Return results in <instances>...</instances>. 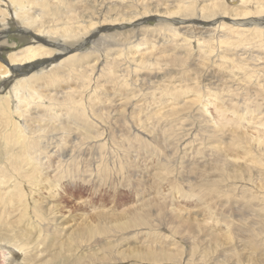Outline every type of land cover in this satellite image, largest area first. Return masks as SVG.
<instances>
[{"label": "rangeland", "instance_id": "1", "mask_svg": "<svg viewBox=\"0 0 264 264\" xmlns=\"http://www.w3.org/2000/svg\"><path fill=\"white\" fill-rule=\"evenodd\" d=\"M253 1L245 6L241 0H63L70 6L63 9L62 22L80 34L77 42L62 39L57 22L42 31L17 23L27 29V38L38 33L52 54L65 44L82 46L80 37L98 33L75 52L84 57L82 73L62 71L51 86L34 85V101L57 105V115L43 121L40 115H45L36 116L31 107L22 120L13 119L20 125L33 117L42 120L44 131L34 132L47 136H41L43 143L36 136L37 155L43 154L41 144L59 153L64 143L81 157L68 166L55 163L54 176L73 171L55 189L58 196L52 197L48 184L32 193L30 209L42 207L41 215L33 214L42 236L29 233L21 221L27 199L12 206L0 202V264H264V0ZM26 10L36 22L51 18L38 5ZM16 29L14 24L6 28V60L9 52L27 46ZM98 59L102 71L94 76L91 65ZM88 77L91 92L74 96ZM10 82L5 94L14 86ZM67 91L82 101L79 113L62 106ZM77 120L92 126V136L101 134L97 140L107 142V148L93 147L92 139L80 150L77 138L83 133L74 125ZM65 126L69 132L62 136ZM184 130L181 144L173 133ZM10 133L11 124H0V137L8 135L6 146L0 138V170L12 177L8 190L0 185L4 196L26 169L23 163V171L7 170L8 162L16 164L22 155L19 144L7 143L20 138ZM35 237L39 242L32 248ZM20 241L30 245L22 253L12 245ZM29 255L40 256L25 261Z\"/></svg>", "mask_w": 264, "mask_h": 264}, {"label": "bare ground", "instance_id": "2", "mask_svg": "<svg viewBox=\"0 0 264 264\" xmlns=\"http://www.w3.org/2000/svg\"><path fill=\"white\" fill-rule=\"evenodd\" d=\"M80 1V0H79ZM85 1V0H84ZM214 1V0H213ZM219 0H215V2H218ZM253 1V0H252ZM74 2V1H73ZM83 2V1H82ZM254 2V1H253ZM241 3L244 4L245 6H248L251 3V0H241ZM249 3V4H248ZM11 5V6H8ZM38 5L40 7V12L43 15L46 16H51V18H47L45 21H43V19L39 22H36L34 19V17L32 16V14L26 10L27 8L30 9L31 5ZM70 6L69 3H63V0H55V2H53L52 0H0V121H1V125L6 128V124L10 125L11 124V133L15 132V135H17L19 138V140H17L16 138L13 140L11 139L7 143H17L19 144L20 149L22 150V155H21V160L19 162H17L16 164H14L13 162H8L9 164V168L7 167V170L9 171L10 169L15 170V172L18 171H23L21 170V164L26 166V169H24V172L21 173V175L17 178L16 182L14 183L13 187L10 191H6V196H4L3 194L0 193V202H5L7 203V206H12V203H15L16 201L19 202H23V199H27L26 205L24 207L23 211L21 212V221L24 223V225L28 226L27 228H30V230L23 228L20 230L21 232H25V231H29V233L31 232V234H40L42 236L43 230L42 227H39V222L38 220H40L39 218H35V216L33 214L38 213V215H41V210L42 207H36L35 212H33L30 207L32 208V200H33V196L32 193L33 192H39V189L42 188L41 184H48V188L50 189V192H52V197L58 196L57 193L58 191H56L58 189V187L60 186V184L62 183V181H64L65 178H69L72 175L71 170L67 173L65 172H60V175L54 176L52 175V172H55L57 169L55 168V163L57 164V162L60 161V165L59 166H64V165H70L71 163V159L72 158H77V154H72L71 152H73L72 150H69L68 147L64 148V143L62 144V148L60 146L58 152H53L52 150L48 149V147L44 146L43 144H41V142L43 141V138H46L47 135H41L43 136V138L41 136H37L35 135V132L37 129L41 132L44 131L43 128L40 127V122H42L43 117L48 118H52L55 117L57 114L55 112V108L57 105L55 104H51V102H49V104H43V103H39L38 101L35 102V97L34 94L36 92V89L34 87V85L38 84V85H48L51 86L53 84L52 81H55V79L57 76H59V73L62 72L64 75V72H66L67 74L70 73H76L78 71L81 72L83 70H79L82 67L86 68V66H82V62H83V58L81 57V55H79L78 53L76 54L75 52L81 50V48L84 46L83 44L86 42V40L88 39V37L94 34H97L98 32H89L87 35H83V37H80V39L78 40L81 41L83 44H81L82 46H79L76 48V43H72V44H68V45H64V46H60L59 49L60 51L58 52H54L53 54L51 53L52 51L45 47L46 43L44 41L41 40V38L39 39L38 37V33L36 31L37 34L33 33L32 38H27V34L28 32H26V28H24V26H18L17 23L20 21L21 24H26V25H38L39 29L41 30L44 28L46 30V26H44L45 24L48 25V23L50 24V22H57L59 29H61L62 32L61 33V38L65 40V38L67 39L66 41L70 42H75L78 35L80 36V34L77 32L74 33L71 29L73 27H69L65 24V22L63 23L62 21H65V16H62V12H64L63 9H66V6ZM76 4V3H75ZM253 4V3H251ZM250 4V5H251ZM255 4V2H254ZM262 4V3H261ZM260 4V5H261ZM257 5V4H256ZM253 6V5H252ZM9 7H12V11L10 10ZM253 8V7H252ZM262 8L264 9V4L262 5ZM260 9V8H259ZM258 9V10H259ZM35 11V10H34ZM242 11V10H241ZM248 11V9H247ZM39 12V11H38ZM34 13V12H33ZM37 13V12H35ZM66 13V12H65ZM249 13V12H248ZM160 14V13H159ZM246 14V13H245ZM244 14V15H245ZM37 15V14H36ZM40 15V13H39ZM84 15V14H83ZM243 15V16H244ZM35 16V15H34ZM246 16V15H245ZM70 17V16H69ZM84 17V16H83ZM241 17V16H240ZM41 18V17H40ZM45 18V17H44ZM68 18V17H67ZM73 18V17H72ZM75 18V17H74ZM81 18V17H80ZM69 19V18H68ZM10 20H13V23H9ZM51 20V21H50ZM70 20V19H69ZM80 20V19H79ZM35 21V23H33ZM38 21V20H37ZM60 21V23H58ZM77 21V20H76ZM104 21V20H103ZM243 21V20H242ZM19 22V23H20ZM74 22V21H73ZM100 22V21H99ZM99 22L97 21V23L99 24ZM108 22V21H106ZM96 23V24H97ZM105 23V22H104ZM103 23V24H104ZM195 23V22H194ZM198 23V22H196ZM201 23V22H200ZM238 23V22H237ZM11 24H14L17 27V32H18V36L20 38V40H26V48L21 49L18 52H7V60L5 58H2V55H5L6 53V28H9ZM80 24V23H79ZM76 24V25H79ZM94 24V23H93ZM66 25V26H65ZM75 25V24H73ZM75 25V26H76ZM91 25V24H90ZM188 25V24H187ZM192 25V24H189ZM36 26V28L38 27ZM83 26V25H81ZM222 26V25H221ZM49 27V26H48ZM69 27V28H67ZM86 27V26H85ZM92 27V26H91ZM76 28V27H75ZM82 28V27H81ZM84 28V27H83ZM88 28V27H87ZM25 29V30H24ZM29 29V28H28ZM54 29V28H53ZM58 29V30H59ZM77 29V28H76ZM109 29V28H108ZM51 30V29H50ZM75 30V29H74ZM103 30V29H102ZM40 31V34H44ZM49 31V30H48ZM57 31V29H56ZM76 31V30H75ZM87 31V30H85ZM98 31V30H97ZM104 31V30H103ZM32 33V32H31ZM54 33V30H53ZM82 33V32H81ZM262 33V32H261ZM52 34V33H51ZM55 34H59V33H55ZM23 35H25V37H23ZM60 35V34H59ZM58 35V36H59ZM29 36V35H28ZM45 36V35H44ZM50 36V35H49ZM138 36V35H137ZM31 37V36H29ZM37 37V38H36ZM55 37V36H54ZM140 37V36H139ZM34 38H36L37 40H35ZM52 38V37H50ZM54 39V38H52ZM86 39V40H84ZM93 39V38H92ZM84 40V41H82ZM91 40V39H90ZM45 41H47L45 39ZM54 41V40H53ZM93 41V40H91ZM115 41V40H114ZM142 41V40H141ZM51 42V41H50ZM57 42V41H56ZM65 42V41H64ZM77 42V41H76ZM69 43V42H67ZM142 43V42H141ZM62 44H64L62 42ZM10 45V44H9ZM15 46V45H14ZM48 46V45H46ZM86 46V45H85ZM58 47V45H57ZM75 47V48H74ZM133 47H136L133 45ZM11 48V47H10ZM142 50V49H141ZM80 52V51H79ZM189 52V51H188ZM81 53V52H80ZM89 56V53H87ZM91 54V53H90ZM92 55V54H91ZM6 56V55H5ZM47 56V57H46ZM63 56H66L65 59H63L62 61H59V64L56 65L54 67L53 70L48 71V73H39L42 72V68H45L44 66L47 67V65H50L48 63H53L54 61L59 60L60 58H62ZM83 56V55H82ZM140 57V56H139ZM41 58H44V60L42 59V62H40L39 60ZM48 58V59H47ZM99 58V57H98ZM150 58V57H149ZM86 59V58H85ZM147 60V59H146ZM151 60V58H150ZM148 61V60H147ZM102 60L98 59L97 61H95L91 67L92 70L91 72L94 74V76L96 74H98L99 72L102 71ZM139 63H145L146 61L142 62L140 61ZM120 65H124V62ZM138 65V64H137ZM148 65V64H147ZM108 66V64H107ZM139 67L141 65H138ZM149 66V65H148ZM152 66V63L150 65V67ZM101 67V68H100ZM111 67V66H110ZM143 67V66H141ZM154 67V66H153ZM116 68V67H115ZM138 68V67H137ZM39 69V71L37 72V70ZM88 69V68H87ZM105 69V66H104ZM109 69V68H108ZM148 69V68H146ZM113 70V69H112ZM86 71V70H85ZM104 71V70H103ZM90 72V71H89ZM107 72V71H106ZM105 72V73H106ZM155 72V71H153ZM82 73V72H81ZM84 73V72H83ZM126 73V72H125ZM13 74V75H12ZM61 74V73H60ZM80 74V73H79ZM85 74V73H84ZM110 74V72H109ZM157 74V72H156ZM12 75V76H11ZM77 75V74H76ZM87 75V74H86ZM62 76V75H60ZM69 76V75H67ZM83 76V75H82ZM88 76V75H87ZM22 77V78H19ZM77 77V76H76ZM90 77V76H89ZM86 78L85 80L82 79V83L85 85L84 89H81L80 91H75V92H79V93H73L74 96L77 94V97L81 96L83 97V95H87L89 92H91V86H92V82L93 79L92 78ZM156 77V76H155ZM98 78V77H97ZM10 79H12L15 83L12 90H10V92L8 94H5L3 90H5V88L8 86V83L11 81ZM78 79V78H77ZM12 81V82H13ZM57 81V80H56ZM10 82V83H12ZM46 85V86H47ZM10 86V85H9ZM83 86V85H82ZM61 88V87H60ZM64 88H62L63 90ZM23 91V92H22ZM24 91H29V96L24 95L23 93H25ZM73 91V90H72ZM6 92V90H5ZM40 92V91H39ZM5 95H4V94ZM3 94V95H2ZM65 94V93H64ZM73 94L71 91H67L66 96L67 98L65 100H63L62 106H64L65 108H68V112H78L81 107L79 106L82 101H76V97H73ZM15 98V100H14ZM14 103H17L16 106H14ZM35 105V106H34ZM38 105V106H36ZM59 105V104H58ZM23 107V108H22ZM31 107H36L34 110V114L37 116L40 113H43L45 116L40 115V118H42V120L37 117H33L35 118L33 120V122L31 121V123H25L20 125V123H18L17 121H13L15 115L16 118L21 119L22 117H25V113L32 111ZM61 107V106H60ZM15 109V111L13 110ZM63 109V108H61ZM57 110V109H56ZM63 111V110H62ZM67 111V110H66ZM79 113V112H78ZM33 114V113H32ZM77 115V114H76ZM81 115V114H80ZM3 116V118H2ZM6 116V119H4V117ZM27 116V114H26ZM30 116V115H28ZM34 116V115H32ZM39 117V116H38ZM30 118V117H29ZM68 118L71 119L70 116H68ZM4 119V120H3ZM31 119V118H30ZM49 119V118H48ZM45 120V121H50V120ZM73 119V118H72ZM22 120V119H21ZM37 120V121H36ZM60 120V119H59ZM75 120V119H74ZM81 120H82V115H81ZM19 121V120H18ZM44 121V120H43ZM69 121V120H68ZM20 122V121H19ZM39 122V123H38ZM56 123V122H55ZM61 123V122H60ZM72 123V122H71ZM39 124V125H38ZM77 124V125H76ZM29 129V136L24 137L22 136L23 131H27L28 129H26V127ZM71 125V124H70ZM74 125L77 126V128L79 129V131H82L83 134H81V136H79L77 139L79 140V142H77V144H75V146L77 145V147H81L79 148L80 150L83 148L82 146H84V142H88V141H93V147H98L100 150H103L104 148H107V145L105 141L103 140H97L99 139V137H101V134L98 136H92V134H96L95 132H93L90 128V126H88L87 124H84L83 122H79L78 120L74 122ZM74 126V127H75ZM39 127V128H38ZM68 127V126H67ZM70 127V126H69ZM37 128V129H36ZM76 128V127H75ZM74 128V130H75ZM65 129V130H64ZM73 129V128H72ZM132 129V128H131ZM53 130V129H51ZM77 130V129H76ZM186 133L187 131L190 132V129H185ZM185 130L184 133H180L177 135V133H173V137H177V139H180L179 142L181 144H183L185 142L184 139V134H185ZM73 131V130H72ZM137 131V130H136ZM37 132V131H36ZM39 132V133H40ZM53 132V131H52ZM69 131L66 129V126L63 128V132L61 133V135L65 136L66 133H68ZM75 133V132H74ZM140 132H137V134ZM193 133V132H192ZM8 134V133H7ZM7 134H3L2 137L3 138L2 142H4L5 146H6V137H8ZM44 134V132H43ZM72 134V133H71ZM76 134V133H75ZM74 134V135H75ZM135 135V139L137 137H140L139 135ZM182 134L181 137H178ZM69 135V134H68ZM177 135V136H176ZM11 136V135H10ZM36 136L38 139H40V144L41 146H43V154H39L37 155L38 152H41V148H37L39 143V140H36ZM60 136V135H59ZM42 138V139H41ZM51 138V137H50ZM63 138V137H62ZM52 139V138H51ZM71 139V138H70ZM73 139V138H72ZM132 139V138H131ZM176 139V140H177ZM74 140V139H73ZM76 140V139H75ZM62 141V140H61ZM69 141V140H68ZM107 141V140H106ZM130 141V140H129ZM142 142H145L143 140H140ZM71 142V141H70ZM43 143V142H42ZM48 143V142H46ZM21 144V145H20ZM49 144V143H48ZM83 144V145H82ZM87 144V143H86ZM59 145V144H58ZM91 145V146H92ZM50 147V146H49ZM52 148V147H51ZM57 148V147H56ZM73 148V147H72ZM68 149L67 153L66 150ZM49 150V151H48ZM55 150V149H54ZM76 150V149H75ZM78 150V149H77ZM107 150V149H106ZM70 152V153H69ZM99 152V151H98ZM62 153V154H60ZM79 153V152H78ZM81 153V152H80ZM79 153V154H80ZM119 153V152H118ZM116 155V154H115ZM118 155V154H117ZM120 155V154H119ZM102 156V155H101ZM81 157V156H80ZM78 157V158H80ZM96 158V157H95ZM13 159V158H12ZM47 159V160H46ZM64 159V160H62ZM97 159V158H96ZM43 160H46V163L43 162ZM56 160V161H55ZM71 160V161H70ZM75 161V160H74ZM96 161V160H95ZM102 160H100L101 162ZM49 164L51 166H49L48 168L45 167V164ZM74 163V162H73ZM97 163V162H96ZM99 163V162H98ZM47 164V165H48ZM92 164V162H91ZM78 165V164H77ZM82 164H80L81 166ZM100 165V164H98ZM57 166V165H56ZM79 166V167H80ZM92 166V165H91ZM85 167V166H84ZM87 167V166H86ZM85 167V168H86ZM1 168V166H0ZM66 168V166H65ZM62 169H64L62 167ZM90 170V168H88ZM12 170V171H13ZM66 170V169H65ZM84 170V169H83ZM95 170V169H94ZM103 170V169H102ZM101 170V171H102ZM60 171V169H59ZM68 171V170H67ZM82 171V170H81ZM104 171V170H103ZM102 171V172H103ZM31 172V175H29V173ZM98 172V171H97ZM75 173V171H74ZM93 173V172H92ZM98 174V173H97ZM0 185H2V187L6 186V189L8 190V184L10 183V178L12 179V177H9L6 173V169H1L0 170ZM85 175V174H84ZM38 176V179H35V177ZM80 176V175H79ZM89 176V175H88ZM97 176V175H96ZM101 176V175H100ZM73 177V176H72ZM79 178V177H78ZM83 178V177H82ZM69 180V179H68ZM83 180V179H82ZM96 180V178H95ZM97 181V180H96ZM95 182V181H94ZM85 183V182H84ZM83 183V184H84ZM99 183V182H98ZM87 184V183H86ZM4 189V188H2ZM1 189V190H2ZM56 189V190H55ZM41 190V189H40ZM56 191V192H55ZM1 192V191H0ZM38 194V193H37ZM28 196V197H26ZM38 201H34V204H36ZM41 208V210H40ZM17 209V207H13V210ZM18 210V209H17ZM7 211V210H6ZM11 211V210H10ZM9 213V212H8ZM51 210L48 208L47 209V215H50ZM7 214V213H6ZM9 216V215H8ZM28 216V219H27ZM37 216V215H36ZM38 217V216H37ZM102 218V216H101ZM36 219H38L36 221ZM64 219L60 220L63 221ZM10 221V220H9ZM14 221V220H13ZM16 221V220H15ZM19 221V220H18ZM12 222V221H10ZM99 222V220H98ZM13 223V222H12ZM17 223V222H16ZM61 222H57V224H60ZM51 224V223H50ZM25 226V227H26ZM53 226V225H52ZM60 226V225H59ZM10 227V226H9ZM8 227V229H9ZM5 228V226H4ZM19 228V227H18ZM6 229V228H5ZM55 231L59 230L60 228H56L54 226L53 228ZM52 229V230H53ZM50 230V229H49ZM27 231V232H28ZM4 232V231H3ZM7 232V231H5ZM93 232V230H92ZM9 233V232H7ZM5 233V234H7ZM15 233V232H14ZM52 233V231H51ZM94 233V232H93ZM55 234V233H52ZM59 234H62V232H60ZM18 235V234H17ZM28 235L29 234H25ZM5 237V236H4ZM9 237V236H8ZM26 237V236H24ZM7 238V237H6ZM18 238V237H17ZM36 238V237H35ZM39 238L37 237L34 241L33 244L34 246H31L32 248H36V241L39 242L38 240ZM4 240V239H3ZM13 240V239H12ZM1 241V240H0ZM7 241V240H6ZM9 241V240H8ZM22 241V240H21ZM20 241V242H21ZM32 241V240H31ZM67 241V240H66ZM19 242V243H20ZM24 242H27L24 240ZM30 241H28L27 243H29ZM22 244H12L17 246L18 248H20L19 250H21L20 252L22 253L23 250H25L29 244H24L23 242H21ZM31 243V242H30ZM63 244V243H62ZM26 245V246H25ZM43 245V244H42ZM30 246V245H29ZM28 246V247H29ZM5 247V246H4ZM11 247V246H10ZM30 247V248H31ZM44 247V246H43ZM3 248V247H2ZM10 249V248H9ZM28 249V248H27ZM26 249V250H27ZM39 249V247H38ZM17 250V249H16ZM10 251V250H9ZM13 251V250H12ZM30 251V250H28ZM47 251V250H46ZM49 251V250H48ZM8 252V251H7ZM40 252V251H37ZM45 253V251H43ZM50 252V251H49ZM30 253V252H29ZM18 255L19 253H15V255ZM40 254V253H39ZM12 255V254H11ZM14 255V256H15ZM28 255V253L26 254ZM25 255V256H26ZM31 255V254H30ZM29 255V256H30ZM27 256L25 258V261L27 260H35V258L37 259L40 255H36V256ZM42 257V256H41ZM48 256H45V258H47ZM15 258V257H14ZM22 258V257H20ZM11 260V259H10ZM13 261V260H12ZM15 261V260H14ZM20 261V260H19ZM21 262V261H20ZM37 262V261H36ZM15 263V262H14ZM18 263V262H17ZM23 263V262H22ZM16 264V263H15ZM26 264V263H24Z\"/></svg>", "mask_w": 264, "mask_h": 264}]
</instances>
